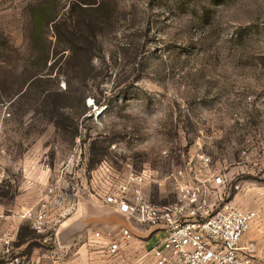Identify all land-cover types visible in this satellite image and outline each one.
<instances>
[{"label":"rangeland","instance_id":"1","mask_svg":"<svg viewBox=\"0 0 264 264\" xmlns=\"http://www.w3.org/2000/svg\"><path fill=\"white\" fill-rule=\"evenodd\" d=\"M203 154L225 200L257 212L244 243L264 264V0H0L2 215L56 186L62 220L131 171L170 203L207 177ZM27 221L26 257L122 264L106 237L63 249Z\"/></svg>","mask_w":264,"mask_h":264},{"label":"built area","instance_id":"2","mask_svg":"<svg viewBox=\"0 0 264 264\" xmlns=\"http://www.w3.org/2000/svg\"><path fill=\"white\" fill-rule=\"evenodd\" d=\"M200 158L208 167L207 177L178 182L173 202L151 201L145 191L148 175L137 171L129 172L125 179L110 187L101 202L143 229L156 228L163 232L160 245L148 253L154 264H256L253 245L245 244L244 238L257 212L239 209L232 201L225 200L226 175L211 171L209 156L203 154ZM64 201L65 197L58 196L56 186H49L38 206L20 217L28 220L35 232L50 233L55 206ZM12 237L13 231L0 235L7 254L0 258V264H46L12 251ZM131 237L132 232L126 227H122L118 237H108V254L117 255Z\"/></svg>","mask_w":264,"mask_h":264},{"label":"crops","instance_id":"3","mask_svg":"<svg viewBox=\"0 0 264 264\" xmlns=\"http://www.w3.org/2000/svg\"><path fill=\"white\" fill-rule=\"evenodd\" d=\"M24 207L22 210H14L12 214L2 215L0 213V235L6 231H13L11 249L14 252H19L22 248V244H17L15 238L23 222L26 219H22L20 214L28 210ZM115 209L111 206L104 205L102 202L96 204V202L88 199L81 198L79 200L77 209L74 213L69 214L64 219H60L55 214L52 216L51 231L56 230V237L60 248H71L77 239H103L108 240V237H118L120 235L122 227H132V237L118 253L117 261L122 264H154L153 259L148 256V253L154 248L158 247L163 237V232L156 228L143 229L138 225L131 222L124 221L122 216L110 214ZM1 212V211H0ZM27 221V220H26ZM29 223V221H27ZM30 225V224H29ZM61 231L62 240L66 241V244H62L59 238L58 232ZM101 235L98 237L96 233ZM48 234V233H47ZM110 235V236H109ZM47 240V238H46ZM56 241V242H57ZM109 243V241H108ZM107 246L101 250L104 254H108ZM59 255L61 254L62 251ZM109 255V254H108ZM91 258L96 261H105L102 256H93ZM112 256V255H110ZM7 257L5 247L0 243V258ZM52 257L50 254H42L39 260H43L46 264H50L49 259ZM37 259V258H36Z\"/></svg>","mask_w":264,"mask_h":264},{"label":"water","instance_id":"4","mask_svg":"<svg viewBox=\"0 0 264 264\" xmlns=\"http://www.w3.org/2000/svg\"><path fill=\"white\" fill-rule=\"evenodd\" d=\"M110 214H112L113 216H114V215H115V216H116V215L122 216L123 219H124V221H126L127 223H130V224H131V221L128 219V217H127L125 214L121 213L120 211H118V210H116V209H115L114 211H112ZM129 229L131 230L132 227L130 226ZM58 235H59V238H60L61 241H62V244H66V243H65L66 241L62 240V239H64V238H62L61 231L58 232Z\"/></svg>","mask_w":264,"mask_h":264}]
</instances>
